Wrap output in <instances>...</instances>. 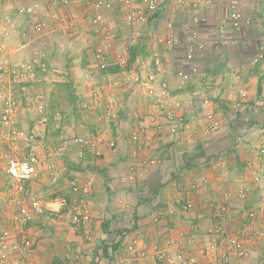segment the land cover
Instances as JSON below:
<instances>
[{"label": "crops", "instance_id": "0c3cea01", "mask_svg": "<svg viewBox=\"0 0 264 264\" xmlns=\"http://www.w3.org/2000/svg\"><path fill=\"white\" fill-rule=\"evenodd\" d=\"M34 1L0 0L2 65L18 69V62L34 59L46 66L32 72L19 68L16 93L23 113L62 116L64 136L98 132L108 138L92 154V165L82 157L76 161L82 165L68 164L63 173L70 203L71 183L90 184L84 199L90 213L81 229L95 236L94 244H110V235L117 242L123 230L127 241L137 239L146 248L154 240L167 246L181 231L200 243L211 238L205 231L213 222L220 224L222 236L239 231L241 209L248 207L244 203L237 210V200L228 203L224 195L246 189L248 199L264 190V154L259 152L264 148V57L251 62L258 47L264 51V0H158L132 44L124 24L126 4L144 8L141 0H101L100 7L94 6L97 0H37L35 11L19 12ZM231 6L240 17L239 30L232 27ZM98 14L100 23H92ZM37 22L43 24L40 34L34 31ZM193 31L204 44L196 53L198 72L179 84L176 72ZM171 37L177 44L167 42ZM106 41L107 67L100 69L92 50ZM119 53L128 57L129 72L117 66ZM154 58L160 60L157 68ZM135 75L142 78L137 86ZM213 120L218 128L207 131ZM140 128L144 133L132 140L131 133ZM112 140L116 145L110 148ZM100 152L102 159L94 160ZM185 200L193 202L189 211L182 208ZM47 205L57 206L51 200ZM78 208L70 205L66 212ZM216 210L220 213L214 215ZM254 244L250 240L249 248ZM42 251L37 245L36 257ZM68 252L64 243V259ZM116 256L115 250L108 259ZM138 264L158 263L149 254Z\"/></svg>", "mask_w": 264, "mask_h": 264}, {"label": "rangeland", "instance_id": "374dc122", "mask_svg": "<svg viewBox=\"0 0 264 264\" xmlns=\"http://www.w3.org/2000/svg\"><path fill=\"white\" fill-rule=\"evenodd\" d=\"M3 52V46L0 42V66L2 67V60H4V58L1 54ZM31 63L32 59L18 62L17 64L19 65L17 68H23L24 65L28 71L32 72L35 70V65H31ZM11 68L7 69L6 67H3L2 71L0 72V102L2 97H11L16 102L17 112L14 117V125H12L11 128H4L0 124V168L3 169L7 158L18 157L28 152H34L37 156L38 162L37 174L31 180L33 182L29 184L27 183L25 185L27 190L26 195L15 194L13 191L9 192L10 186L8 185L7 178L5 176L0 181V243L2 241L3 231L8 229L15 230L16 227V225L13 224L10 219L7 220L9 214L16 211L19 205H28V197L31 196L38 200L41 203V210L38 213H34L32 218L24 225V230L26 231L31 243L30 249L28 251H23V253H12L8 256V260L5 263L0 264H89L90 262H88V258H85L87 255L90 257L92 264H138L142 258L147 257L149 254L154 258L155 262H157L153 248L156 245L159 248L162 247L158 243V240L152 241L148 248L140 247L137 239L127 241L125 239L126 233L123 232L121 235L123 238L120 239L118 244L119 247L116 249L117 258L114 259L113 257H110V259H108L109 257H106V255L102 253V246L106 244H94L95 236L91 234L87 235L89 233L86 231L84 232V229H81V222L88 220L82 218L84 208H87L88 210V217L90 213V209L86 204L87 201L84 200L89 194L90 184L88 182L82 185L71 183V191L74 195H71L70 203L69 199H67L68 196L66 195L68 193L64 194V185L66 182L64 183L63 173L64 168L68 164H70L71 168L73 169H75V166L77 165H82V162H76L82 157H85L86 159L84 160H87V162L92 165V162H94L92 154L96 152V148L85 147V145H77L74 142V139L78 136L68 137V134L64 136V129H62L63 124L61 123L62 119L64 118L60 115H51L48 118L46 113H43L42 115L34 112L23 113L21 100L19 97H17L16 93V89L18 87L16 79H18V76L22 70ZM8 74L9 80L4 86L2 83L7 78L6 75ZM58 74L61 75L60 73ZM61 92L64 94V90H61ZM53 107L55 106L53 105ZM107 108L109 109L108 111L112 112L113 102L111 100L108 101ZM112 113L111 116L113 115ZM43 116L46 119L42 121L41 119ZM13 129L21 131L23 135L16 136L12 134ZM59 129L61 132L58 131ZM87 135L101 136L104 141H107L108 139L105 134L98 132H87L81 137H88ZM108 136H110V134H108ZM64 142L66 143L65 150ZM91 149L94 151L93 153L90 151ZM262 149L264 150L263 147L261 150ZM260 154H264V152ZM100 157H102L101 152L95 155L94 160L98 161V159H102ZM66 159L73 161L66 162ZM203 181L205 180L203 179ZM67 184L69 186L70 181ZM74 187H77L76 191L74 190ZM67 188H65V190ZM237 192H231L232 195L230 199L226 201L231 203L233 199L237 200L233 202V206H235V209L237 210L239 208L241 209V206H243L245 203L244 206L248 207V209H252L253 213V216L248 220L249 222H246V214L248 209L242 208L241 210L243 215L239 220L240 222L244 223V225L239 227V231L235 230V232H232L233 234H243V236H247L245 239L242 237L245 241V250L247 255L243 258L228 257V259L224 261L225 259L221 258L219 254L220 250L213 251V249L209 248L210 245L208 244L207 235L209 233L208 229L214 224L213 222L211 226L205 231V236L207 237L206 240L197 243L193 238H191V236H194V234L187 237V234L183 233V237L179 243L175 245H167L170 248L169 253L175 260L177 259L178 255H181V257L184 255L185 257L194 255L199 260L197 264H200L206 260V256L204 253L202 254L201 251H208L209 254L213 251L214 253L210 254L212 255L211 259H208L210 262L209 264H237L241 262H244L245 264H256L258 262L257 264H261L264 261V257L261 258V255L264 254V222L262 220L264 219V190H262V193L250 196L248 199L246 189L244 191L245 194L243 197L237 196ZM61 199H64L66 202V204L63 206L59 205V201ZM50 200L53 202V204L57 205L54 206L55 209H51L54 208L53 205H47ZM247 202L248 204L252 205L260 204V207L253 208V206L247 205ZM78 204H80V206ZM70 205L73 207L78 206L81 210H79V212L67 213L66 211ZM228 206H231V204ZM75 211H77V209ZM64 213L69 215L68 219L64 217ZM216 213H220V211L216 210V212L213 214L215 215ZM258 218L260 219L258 220ZM8 221L9 225L6 226ZM246 225L248 226L245 228ZM112 228H114L113 231H115V225L112 226ZM125 228L126 227H123L122 229ZM255 230L263 231L262 239H254L248 235V233H253ZM77 236L80 238H77ZM175 237L177 239V236ZM112 238L113 236L110 235L107 239H109L111 242H115V237L113 239ZM41 240L42 242H40ZM250 240L255 243L253 245V250L249 248ZM132 242H135L134 246L137 247L138 250L144 251L146 253L144 257L132 258L129 256L126 248L128 245L132 244ZM64 243L69 244L68 253L70 254L69 258L66 259H64ZM7 244L10 246L11 242L8 241ZM37 245H40V247L43 249L42 253L40 255L38 254L39 257L38 255L36 257ZM176 247L179 249H176ZM94 248H96V251ZM96 256L99 257L98 260L95 259ZM214 261L216 262L214 263Z\"/></svg>", "mask_w": 264, "mask_h": 264}, {"label": "built area", "instance_id": "2783aa9c", "mask_svg": "<svg viewBox=\"0 0 264 264\" xmlns=\"http://www.w3.org/2000/svg\"><path fill=\"white\" fill-rule=\"evenodd\" d=\"M52 3H55L57 1H60L62 3L66 2V0H49ZM141 2L145 5L144 8H138V7H131V5L128 3L126 4L127 13L124 17V24L128 29L127 33V40L130 44L135 42L138 38V36L142 35V28L147 22V13H153L156 11L158 6V0H141ZM95 7L103 6V2L101 0L95 1L94 4ZM38 8V1L35 0L32 2L29 8H20L19 12H30L35 11ZM233 11L230 13V18L232 22V27L235 30H239L240 28V17L238 13L234 10V7L231 6ZM101 16L98 14L95 17L91 19V22L94 24H98L101 21ZM194 23H198L199 19L193 18ZM43 28V24L41 22H37L34 25V31L37 34H40ZM198 35L195 31L192 32L190 35V38L186 44L185 47V54L183 61L180 65V67L177 69V76L179 78V84H184L188 81V79L196 74L198 72V67L195 64V58L196 53L198 51H202L204 48V44L197 39ZM168 43L171 44H177V40L174 37L169 38L167 40ZM106 45L108 46L107 41L103 42V44L97 45L93 48L92 54L94 59L96 60L97 67L100 69H105L107 67V62L104 59L105 54V48ZM264 57V51L263 47L260 46L256 49L251 62L257 63L261 61ZM116 64L121 69H123L125 72H129L130 65L128 62V57L124 54H117L116 55ZM42 70L46 69V66L42 62H37ZM160 65L159 58H154L153 60V66L157 68V66ZM3 67L0 66V72L2 71ZM14 73V71H13ZM152 76H149V79H151ZM133 84L137 86L141 83L142 78L140 75H135L132 77ZM112 85H117L118 81H110ZM149 93H152L150 90ZM244 95V94H242ZM38 109H42V106L39 105ZM17 112V106L14 99L11 97H2L0 102V124L4 128H11L12 125H14L15 122V115ZM111 112V111H110ZM112 113V112H111ZM218 128V122L213 120L207 125L206 130L207 131H213ZM144 129H139L138 131H134L131 133L130 138L132 140H137L138 137L144 133ZM172 133H175V128L170 129ZM12 134L16 136H21L23 133L19 130H12ZM88 137H75L74 142L77 145L90 148H97L98 145L106 142L101 136H94V135H87ZM108 146L110 148L115 147L116 142L114 140L108 141ZM181 140H176V145H180ZM260 152L263 153L264 150L260 149ZM37 156L34 152H28L26 154L20 155L18 157H10L7 158V161L3 167V169L0 168V181L5 176L7 178L8 185L10 186L9 192L13 191L15 194H27L26 190V184L35 176L37 172ZM74 190H77V187H74ZM86 190V188H85ZM244 190L240 189L237 192V196L243 197L244 196ZM232 193L227 192L225 194L224 200L230 199ZM66 202L64 199H61L59 201V205L63 206ZM182 208L185 211H189L193 208V202L191 200H185L182 203ZM220 211H224L222 208H219ZM41 210V203L34 199L33 197H28V205H19L17 207V210L9 214V219L13 224L16 225L15 230H4L2 233V241L0 243L1 250H0V263H5L8 260V256L12 253H23V251H28L30 249L31 243L30 240L26 234V231L24 230L25 223L32 218V215L34 213H38ZM83 219H88V210L87 208H84L83 210ZM253 216L252 209L247 210L246 217L251 218ZM76 218V217H74ZM248 225L245 226V228ZM208 235L211 236V238H208V244L210 245L209 248L215 250H220V256L221 258H224L226 261L228 257H245L246 250H245V242L242 237V235L238 234H231V235H223L222 236V230L219 223L214 222L213 226L208 229ZM251 237L254 239H262L263 231L262 230H255L253 233H248ZM222 236V237H221ZM246 236V235H245ZM183 237V232H179L177 239L171 238L168 240L167 245H175L181 241V238ZM219 237V238H218ZM11 242L10 246L7 244V242ZM135 242H132V244L128 245L126 248L127 253L132 258H141L146 255L144 251L138 250L137 247L134 246ZM154 254L155 259L158 264H197L198 258L194 255H191L189 257H181V255H178L177 259L175 260L173 256L169 253L170 248L168 246L165 247H158L157 245L154 246ZM212 251V250H211ZM211 253H214V252ZM201 253L206 256V259H211L212 255H210L207 252L201 251ZM33 264V263H31ZM243 264V263H240ZM264 264V263H262Z\"/></svg>", "mask_w": 264, "mask_h": 264}, {"label": "trees", "instance_id": "16d2710c", "mask_svg": "<svg viewBox=\"0 0 264 264\" xmlns=\"http://www.w3.org/2000/svg\"><path fill=\"white\" fill-rule=\"evenodd\" d=\"M37 62H38L37 60L32 59L31 65H35L37 68H39L40 70H42L41 67L39 66V64ZM248 220H249V218L246 219V222H249ZM123 231H125L124 233H126V230H123ZM122 234H123V232L121 233V235ZM119 242H120V239L117 242H111L110 244L103 245L102 246V253L104 255H106V257L107 256L109 257V254L110 253L113 254L115 252V250L117 249V246H118Z\"/></svg>", "mask_w": 264, "mask_h": 264}]
</instances>
